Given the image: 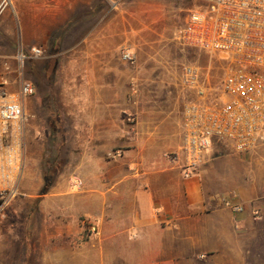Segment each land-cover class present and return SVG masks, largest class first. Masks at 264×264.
<instances>
[{
    "label": "crops",
    "instance_id": "0c3cea01",
    "mask_svg": "<svg viewBox=\"0 0 264 264\" xmlns=\"http://www.w3.org/2000/svg\"><path fill=\"white\" fill-rule=\"evenodd\" d=\"M16 2L17 53L45 51L25 64L36 89L30 99L52 119L53 143L67 118L68 149L82 151L70 163L83 189L63 180L41 200L35 263L264 264V142L246 155L216 153L227 147L215 143L185 179L165 157L182 145V112L170 109L171 96L162 93L152 109L127 99L137 72L122 66V47L155 52L174 17L155 0ZM15 56L0 57L1 70ZM223 199L246 212L235 214Z\"/></svg>",
    "mask_w": 264,
    "mask_h": 264
},
{
    "label": "built area",
    "instance_id": "2783aa9c",
    "mask_svg": "<svg viewBox=\"0 0 264 264\" xmlns=\"http://www.w3.org/2000/svg\"><path fill=\"white\" fill-rule=\"evenodd\" d=\"M201 1L206 8L190 14L177 41L209 55H221L228 67L219 86H213L209 73L199 67H181L182 86L190 93L182 110V145L165 157L178 164L185 179L195 176L215 143L246 155L264 142V0ZM11 2L3 0L1 8ZM44 54L42 48L33 47L27 56L21 48L15 65L6 60L0 71V218L19 196L26 170V101L36 89L24 76L25 64ZM120 54L125 63H137L130 48L123 47ZM137 92L133 83L131 96L135 98ZM108 155L115 158L120 153ZM71 184L81 188L84 182L74 177ZM223 203L235 214L246 212L241 203L229 199ZM253 215L261 217L259 210H253Z\"/></svg>",
    "mask_w": 264,
    "mask_h": 264
},
{
    "label": "rangeland",
    "instance_id": "374dc122",
    "mask_svg": "<svg viewBox=\"0 0 264 264\" xmlns=\"http://www.w3.org/2000/svg\"><path fill=\"white\" fill-rule=\"evenodd\" d=\"M0 2L1 6L3 0ZM155 2L166 16L174 17L170 26L173 33L155 47V52L136 54L135 65L127 64L121 59L125 69L137 72L126 84L127 99L132 104L143 99L144 102L143 100L138 102L139 108H160L163 104L160 102L161 94L167 92L171 96L170 109L182 112L190 93L182 86L181 67L186 64L199 67L203 73H209L213 86H219L225 77L228 62L221 55H209L197 49L184 47L177 41L179 26L185 23L191 13L206 8L201 0H155ZM17 13L16 0H12L3 8L0 7V57L17 54L15 37L18 32ZM124 47L131 49L128 45ZM2 61L0 58V70ZM139 64L142 66L139 67ZM26 69L27 66L24 70ZM133 83H136L138 90L135 98L131 96ZM26 112L29 116L25 135L26 170L19 196L8 208L5 217L0 218V264H36L34 258L38 257L41 250V244L35 234L36 223L40 218V203L44 195L56 189L63 180H68L67 185L73 190L83 189L75 188L71 184V180L79 177V174L77 167L70 163V156L80 154L82 151L68 149L69 143L66 141L69 135L65 132L68 119H59L62 129L58 134V143H53L50 126L52 119L46 117V108L43 105L40 107L39 103L36 106L33 99H28ZM215 150L216 153L232 152L221 145H216ZM52 161L56 163L50 164ZM48 164L51 165L49 175L46 173Z\"/></svg>",
    "mask_w": 264,
    "mask_h": 264
},
{
    "label": "trees",
    "instance_id": "16d2710c",
    "mask_svg": "<svg viewBox=\"0 0 264 264\" xmlns=\"http://www.w3.org/2000/svg\"><path fill=\"white\" fill-rule=\"evenodd\" d=\"M55 163H56L55 161H54V162L52 161V163H50V164H55ZM46 166H48V167L46 168V169H47V172H46V173L49 175V174L51 173V172H50V171H51V168H50L51 165L49 166V164H48V165H46Z\"/></svg>",
    "mask_w": 264,
    "mask_h": 264
}]
</instances>
